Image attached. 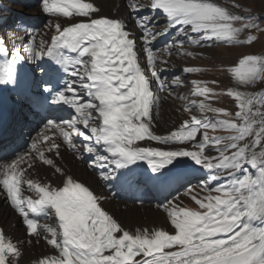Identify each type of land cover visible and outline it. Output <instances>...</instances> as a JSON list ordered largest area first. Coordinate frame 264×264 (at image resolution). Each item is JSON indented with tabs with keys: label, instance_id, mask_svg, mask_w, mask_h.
<instances>
[{
	"label": "snow or ice",
	"instance_id": "snow-or-ice-1",
	"mask_svg": "<svg viewBox=\"0 0 264 264\" xmlns=\"http://www.w3.org/2000/svg\"><path fill=\"white\" fill-rule=\"evenodd\" d=\"M123 7L138 35L95 0H40L49 17L42 30L0 36V86L15 85L21 66L35 64L56 79L44 81L46 103L68 113L45 117L27 149L0 162V198L23 233L14 240L0 229V264H21L22 246L42 243L47 252L30 264H264V51L222 65L228 86L192 79L184 93L181 75H163L173 57L251 47L254 33H264L260 18L239 0H123ZM169 98L188 115L158 134L155 119ZM220 98L233 107L214 106ZM65 152L86 161L105 187L142 167L160 183L180 168L199 173L198 182L180 183L182 194L174 189L156 205L164 225L129 229L105 210L107 196L65 171ZM39 169L57 183L35 178Z\"/></svg>",
	"mask_w": 264,
	"mask_h": 264
},
{
	"label": "bare ground",
	"instance_id": "bare-ground-1",
	"mask_svg": "<svg viewBox=\"0 0 264 264\" xmlns=\"http://www.w3.org/2000/svg\"><path fill=\"white\" fill-rule=\"evenodd\" d=\"M95 3L100 6L102 9V14L104 15H112L114 10H116V14L124 17L128 21L129 30L134 31L133 23L127 16L123 7V0H95ZM48 19L49 17L44 16L40 10V0H0V36L5 35L9 31H14L18 36H23V29L28 28L25 22L27 20L38 23L40 29L42 30L43 25L48 21ZM155 19L159 21L160 26L163 25L164 20L162 16L156 17ZM17 26H20L19 31H17ZM134 34L138 35V33H135V31ZM165 42V40H162L157 44V46L159 47ZM222 46L223 45L215 47L221 49L223 48ZM186 60L187 58L173 57L172 62L175 64V67H169L168 70L163 73V75L169 79L172 77V75H181L188 84V87L178 91L184 93L190 90V81L192 80L190 74L182 73V68L189 66ZM181 104L182 102L174 101L171 98L161 101L159 115L155 119V130L158 134H163L166 131L178 126V124L183 119H185L182 117V109L177 111V108L180 107ZM29 114L30 111L25 107L19 109L15 113V122L12 127L15 129L14 131L16 136L21 139H23L25 135L27 136L30 134L31 131L27 130V128H21L19 121L25 119L23 120L22 124L30 123L33 120L35 121L34 117L32 118L27 116ZM67 115V111H53V118L66 117ZM36 133H33V136H35ZM11 157L12 156H4L0 159V162H5L11 159ZM60 163L65 168L66 172L86 182L97 195L107 196L108 199L103 201V207L124 227L134 229L137 226L152 227L164 225L165 214L162 212V210H159L156 207V205L161 202L158 201L153 195L148 194L145 203L140 205L134 203L133 201L120 200L119 198H115L114 183L108 184V186L105 187V182L99 180L98 174H93V170L87 167L86 161L77 160L71 153L65 152L64 160ZM142 172L145 173L143 167ZM177 176L184 177V180L177 182ZM198 176L199 173L193 174L184 168H180L174 171L173 175L167 180V182L175 180V189H179V192L182 194L184 188L180 187V183H185L186 181L190 180L192 184H196L198 181L195 177ZM45 177H47V179L53 183H57L55 178L52 177L51 172L45 173L44 169H39V175L35 178L44 180ZM170 193L173 196L177 195V192L174 190H172ZM25 194L31 195V193ZM167 197L169 199L171 198L169 195ZM184 200L186 199L184 198ZM0 226L5 234L14 240L23 238L20 218L7 205V203L4 202L3 198H0ZM22 250L24 255L22 257L21 264H30L32 259L38 258L41 254L47 252V248L43 243L35 247L24 245L22 246Z\"/></svg>",
	"mask_w": 264,
	"mask_h": 264
},
{
	"label": "rangeland",
	"instance_id": "rangeland-1",
	"mask_svg": "<svg viewBox=\"0 0 264 264\" xmlns=\"http://www.w3.org/2000/svg\"><path fill=\"white\" fill-rule=\"evenodd\" d=\"M222 3H225L226 0H221ZM242 4L243 8H247L249 10V14L255 17H259L258 21L261 24V27H264V0H239ZM44 15V13H43ZM258 36V40L251 46L244 47H227L222 46L223 48L218 49V47H212L208 49H200L203 55L197 57L196 59L187 58L186 62L189 66H200L208 71L204 73H196L190 74L192 79H218L221 82V86L229 85V78L219 71V68L222 65L230 64L233 59L236 57L238 53L247 52V53H257L260 54L264 51V33H254ZM256 90V89H249ZM214 106H228L232 108L233 105L228 98H220L217 101L213 102ZM187 113L182 111V117L187 118ZM40 127H37L35 130H31V133L27 136H24V140L27 142L25 146L21 149L22 151L27 149L28 144L31 142V138L33 137V133H36ZM210 135H215L218 133H213L209 130ZM28 137V138H27ZM21 152V151H20ZM184 206L187 207H196L194 202L189 203L188 198H185Z\"/></svg>",
	"mask_w": 264,
	"mask_h": 264
}]
</instances>
